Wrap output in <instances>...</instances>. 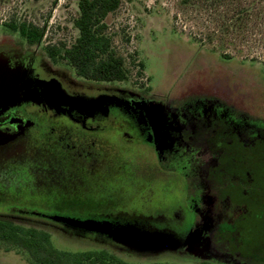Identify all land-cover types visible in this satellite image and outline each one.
Masks as SVG:
<instances>
[{"label": "rangeland", "instance_id": "1", "mask_svg": "<svg viewBox=\"0 0 264 264\" xmlns=\"http://www.w3.org/2000/svg\"><path fill=\"white\" fill-rule=\"evenodd\" d=\"M77 1L0 0V76L13 71L29 80L26 65L74 87L135 99L154 114L159 152L172 163L166 172L148 147H127L114 136L125 152L114 156L119 165L105 200L83 192L49 196L32 192L23 177L0 178V214L48 232L58 250H104L130 264H264V0H119L104 23L128 76L110 83L87 81L44 51L74 43ZM24 21L44 29L38 45L6 27ZM160 200L175 204L182 217L162 225L174 227L177 246L155 237L133 248L106 234L10 212L82 221L135 214L136 220L163 215ZM0 264H29V258L0 247Z\"/></svg>", "mask_w": 264, "mask_h": 264}, {"label": "flooded vegetation", "instance_id": "2", "mask_svg": "<svg viewBox=\"0 0 264 264\" xmlns=\"http://www.w3.org/2000/svg\"><path fill=\"white\" fill-rule=\"evenodd\" d=\"M22 67L30 70L31 76L29 80L24 79L28 87L21 94L28 93L27 100L0 107V130L20 133L14 141L0 147L2 181L7 183L14 177H23L32 192H47L49 196L95 193L96 200H105V189L110 181L115 183L112 177L119 165L114 156L122 150L125 152L113 143L114 136L127 147H148L168 172L172 162L168 164V159L159 152L161 138L155 116L140 102L124 95L74 87L34 67ZM84 102L90 105H81ZM189 191L192 194L193 188ZM150 195L154 196V192ZM158 202L163 215L141 214L134 223L143 229L165 230L174 235V227L162 225L166 221L169 224L170 217L173 221L182 217L173 212L175 204ZM156 206L152 203V210ZM18 213L51 220V216L27 210ZM110 216L84 220L120 224L117 217ZM198 219L197 215L193 228Z\"/></svg>", "mask_w": 264, "mask_h": 264}, {"label": "trees", "instance_id": "3", "mask_svg": "<svg viewBox=\"0 0 264 264\" xmlns=\"http://www.w3.org/2000/svg\"><path fill=\"white\" fill-rule=\"evenodd\" d=\"M119 4V0H78V15L73 22L77 31L74 43L70 46L61 43L47 45L44 48L46 55L54 61L66 60L77 76L87 81L108 83L125 81L128 76L125 60L113 49L112 37L106 33L107 26L104 23L105 18L116 11ZM6 27L12 32H17L28 46L38 45L44 36V29L30 22L24 21L19 24L10 22ZM137 65L140 69L144 67L141 62ZM18 211L10 210L11 213L20 216L21 213ZM132 215L129 220L120 217L116 220L125 225L134 222L135 214ZM103 216H100V219ZM75 232L88 234L80 230ZM0 247L5 251L25 252L29 264H130L104 250L84 252L58 250L52 245L48 232L34 226L25 227L16 223L12 216L3 214H0Z\"/></svg>", "mask_w": 264, "mask_h": 264}, {"label": "water", "instance_id": "4", "mask_svg": "<svg viewBox=\"0 0 264 264\" xmlns=\"http://www.w3.org/2000/svg\"><path fill=\"white\" fill-rule=\"evenodd\" d=\"M25 86L28 87L27 82L24 81L23 78H19L16 72L10 71L6 76H0V107L13 105L16 102L27 100L28 93L21 96ZM49 91L53 92L52 89ZM54 95L55 94L53 93L51 96L54 97ZM81 105L86 106L87 104L84 102L81 103ZM19 135L20 133L9 134L0 130V147L14 141ZM49 219L56 222H61L73 228L81 229L86 232H95L109 235L113 241L133 248H145L147 247L146 243L153 240L155 237L167 241V245H178V241L173 240V235L171 236L170 233L138 229L137 226L133 224L122 225L111 223L109 221L101 222L95 220L81 221L58 216H51ZM150 247L154 246L150 245Z\"/></svg>", "mask_w": 264, "mask_h": 264}]
</instances>
